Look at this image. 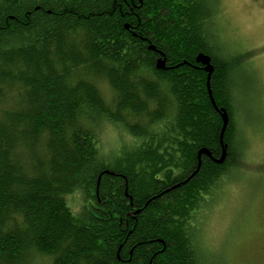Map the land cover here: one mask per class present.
<instances>
[{"label":"trees","instance_id":"obj_1","mask_svg":"<svg viewBox=\"0 0 264 264\" xmlns=\"http://www.w3.org/2000/svg\"><path fill=\"white\" fill-rule=\"evenodd\" d=\"M214 18L207 0H0V264H203L197 217L240 158ZM103 122L132 149L102 153Z\"/></svg>","mask_w":264,"mask_h":264},{"label":"rangeland","instance_id":"obj_2","mask_svg":"<svg viewBox=\"0 0 264 264\" xmlns=\"http://www.w3.org/2000/svg\"><path fill=\"white\" fill-rule=\"evenodd\" d=\"M219 50L231 61L240 158L210 198L195 225L203 264H264V0H207ZM107 102L112 93L99 84ZM238 112V113H237ZM104 154L132 149L123 128L103 122L96 130ZM114 157V158H113ZM74 214L81 197H65ZM24 264H51L30 256Z\"/></svg>","mask_w":264,"mask_h":264},{"label":"water","instance_id":"obj_3","mask_svg":"<svg viewBox=\"0 0 264 264\" xmlns=\"http://www.w3.org/2000/svg\"><path fill=\"white\" fill-rule=\"evenodd\" d=\"M197 62H198V63H201V64L204 66V70H205V72L208 74V77H207V85H208L209 80H210V75H211V73H212V71H213V68H212V66H211V64H210V59H209L207 56L200 55V56L197 58ZM158 67H159V68H162V67H163V62H159V63H158ZM222 119H223V125H224V128H225V126L227 125V116H226L225 114H223V115H222ZM223 132H224V130H223ZM223 132H222V133H223ZM221 145L223 146V142H222V140H221ZM201 154H205V155H207V156H210L209 152L206 151V150H202V151H200V152H199V155H201ZM225 157H226L225 149H224V147H222V153H221L220 159L217 160L216 162H217L218 164L223 163L224 160H225Z\"/></svg>","mask_w":264,"mask_h":264}]
</instances>
